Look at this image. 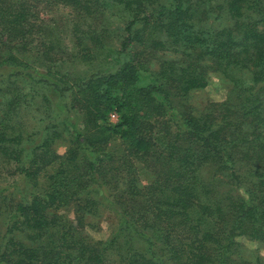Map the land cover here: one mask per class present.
Returning a JSON list of instances; mask_svg holds the SVG:
<instances>
[{
  "label": "trees",
  "instance_id": "16d2710c",
  "mask_svg": "<svg viewBox=\"0 0 264 264\" xmlns=\"http://www.w3.org/2000/svg\"><path fill=\"white\" fill-rule=\"evenodd\" d=\"M211 73L229 95L198 113ZM13 190L0 264H264L238 242L264 246V0H0Z\"/></svg>",
  "mask_w": 264,
  "mask_h": 264
},
{
  "label": "rangeland",
  "instance_id": "374dc122",
  "mask_svg": "<svg viewBox=\"0 0 264 264\" xmlns=\"http://www.w3.org/2000/svg\"><path fill=\"white\" fill-rule=\"evenodd\" d=\"M82 68V67H80ZM231 85L227 83L226 81L222 80L219 74L217 73H211L209 76V86L203 90V91H197L192 93L188 98L187 102L194 107L196 112L201 113L203 110L206 109V107L213 103V102H223L226 100L227 96L229 95V87ZM116 118H111L109 122L111 124H116L119 122V116L117 114ZM74 119L76 118L75 115L73 116ZM58 152L60 154H64L66 151V147L64 144L60 143L58 145ZM113 150V149H111ZM140 179L142 182V185L149 183L151 180V174L149 171L140 168ZM15 179H9L7 181V184L11 185L13 184ZM21 179H19L20 181ZM21 182V181H20ZM14 192H17L16 190H13V193H6L8 196H0V239L4 235L5 230V215L4 210L6 204H8V201L13 199V201L18 202L20 200L19 195ZM7 198L6 203H2L3 199ZM74 207H68L62 209L57 214L64 215V218L68 220L69 223L74 222L75 220V212ZM87 222L90 223L89 226H86L84 230V235L98 241L103 240L106 241L111 235V227L107 220V217L104 213L96 216L91 217L90 220H87ZM239 244L241 245V251L244 257L248 261H254L257 257H260L261 259H264V246L259 244L258 242H255L253 240H250L247 237H241L238 239Z\"/></svg>",
  "mask_w": 264,
  "mask_h": 264
},
{
  "label": "built area",
  "instance_id": "2783aa9c",
  "mask_svg": "<svg viewBox=\"0 0 264 264\" xmlns=\"http://www.w3.org/2000/svg\"><path fill=\"white\" fill-rule=\"evenodd\" d=\"M110 117H111V118H116V115L112 114Z\"/></svg>",
  "mask_w": 264,
  "mask_h": 264
}]
</instances>
